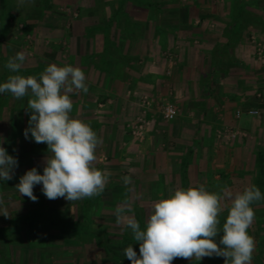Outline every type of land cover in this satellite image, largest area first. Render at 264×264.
<instances>
[{
  "label": "crops",
  "instance_id": "0c3cea01",
  "mask_svg": "<svg viewBox=\"0 0 264 264\" xmlns=\"http://www.w3.org/2000/svg\"><path fill=\"white\" fill-rule=\"evenodd\" d=\"M192 1L203 5L205 0ZM208 6L203 11L145 8L140 12L145 14L142 24L120 20L116 25L106 15L85 25L76 38L86 53L80 52L75 67L83 69L89 91V97L83 95L81 113L98 130V146L110 143L125 150L109 159L118 163L120 158L127 168L120 175L121 192L137 194L133 203L138 205H153L168 198L170 191L199 184L211 192H242L240 180L248 175L231 173L230 163L240 167L252 154L264 157V65L255 60L250 40L254 32L264 33V17L258 24V11ZM120 13L128 15L124 8ZM168 18L173 20L166 24ZM114 33L121 36L118 41ZM2 48L6 46L0 43V52ZM136 90L178 107L172 120L153 119L142 141H132L127 127L138 110L136 96L128 93ZM250 108L259 115H248ZM226 125L247 136L216 138L215 131ZM125 176L131 181L127 185ZM220 177H228L231 185L215 190L211 185Z\"/></svg>",
  "mask_w": 264,
  "mask_h": 264
},
{
  "label": "rangeland",
  "instance_id": "374dc122",
  "mask_svg": "<svg viewBox=\"0 0 264 264\" xmlns=\"http://www.w3.org/2000/svg\"><path fill=\"white\" fill-rule=\"evenodd\" d=\"M139 1L144 3L152 2L159 11L182 9L203 11L209 8V6L207 7V3L215 5L219 9H222L225 5L228 11L231 6H233L234 11H241V7L245 6L249 11L259 12L260 18L257 21L258 24L261 23L264 17V0H242V2L241 0H205L202 3L203 5L199 4L200 1L195 4L192 0ZM116 8L117 0H0V37H3V41L1 40L0 43L6 46L0 52V77H3V74L6 73L9 75H23L25 77H39L45 68L53 63L58 66L70 64L75 67L82 57L80 52L85 51L86 53V50H82L79 40L76 39L81 33V29L92 22L101 21L106 15L108 16L107 18L112 19L116 15ZM123 8L128 14L125 16L124 22L134 21L135 23L142 24L141 22L143 21L141 19H144L145 14H140V12L145 10L144 6L127 0L123 4ZM146 20H149V18H146ZM169 20L172 22L173 18L166 19V24L170 23ZM253 34L252 36L255 41L264 43V33L257 34L254 32ZM113 36L117 38V41L121 37L116 33ZM250 40H252L251 37ZM85 46L87 45L85 44ZM17 52L25 54V61L21 69L13 73L6 68V63ZM255 60L259 64L264 65V62H260L256 58ZM260 87L261 85H258L256 90L259 93L262 90ZM88 93L89 91L86 94L81 91L71 94L70 98L73 102V110L70 115L73 118L84 120L92 125L90 117L81 113L83 95H85V98L86 96L89 97ZM128 95L130 98L136 96L138 107V110L133 114L132 120L127 125L129 136L132 141H139L144 137L153 119L162 118L160 112L162 105L165 102H172L167 99H158V97L156 98L146 91H130ZM142 95L153 99L145 114L142 113L141 107ZM3 98L0 104V146L4 147L9 155L18 160V166L14 169V175L22 174L23 170L28 171L33 167H36L37 171L41 173V170L44 169L43 166H45V158L51 157L52 153L49 151L46 143H36L30 132L28 138H25L24 130L29 126L28 120L31 115V110L27 108L30 96L17 99L8 92L4 94ZM92 104L94 105V103ZM173 105L178 109L177 105ZM94 106L97 105L95 104ZM256 110L258 116L259 111L258 109ZM141 115H145L148 124L142 128L140 134H136L133 125L137 123V118ZM226 127L232 128L229 125H226ZM240 130L242 131V129ZM218 131L220 129L215 131L216 138L224 141L247 136L245 133L244 136L238 135L225 138L221 134L218 135ZM122 153H125V150H121V146L115 144L111 145L109 143L97 147L95 167L101 171L106 170L108 173H112L113 176L112 174L109 175L105 190L100 195L92 198H84L73 202L64 198L49 200L43 194L42 184H40L34 186L33 194L37 197V201L34 202L17 191L15 186L19 183L18 180L1 182L0 198L3 199V204L0 205V213L6 209L8 216L0 215V226H5L6 223L18 220V216L23 215L27 219L29 214H24L26 213L24 212L25 209L35 211V214L38 216L51 215L55 221L58 220L64 224L83 223L82 208L88 200L89 207L86 219H89L90 222L92 221L93 228L104 230L108 241L117 247V243L124 232H129L130 230L126 227V219L133 216V213H125L120 221H118L116 208L118 206L131 207L138 196L137 194L121 192L123 191V187L120 185V175L122 171L127 172L128 170L123 167L120 158L118 163H110V157H118ZM230 165L232 166L231 173L235 172L238 175L245 171L246 175H248L246 179L240 180L244 183V188L248 183L249 185H256L260 169L256 154L248 156V160L244 159L240 167L234 163H230ZM261 179L263 182L259 188L261 192H264V175H262ZM216 181H218V184L213 183L211 185L215 190L217 187L222 188L228 184L231 185L228 177H220ZM234 195L232 194V197H229L226 194L225 200H232ZM223 205L224 210H226L231 204H225L224 202ZM140 207L143 212V221L146 223L152 212L153 205L145 204L140 205ZM252 207L255 211V218L248 229V233L254 238L255 249L251 264H264V200L255 202ZM222 235L223 231L221 230L217 237H222ZM16 236L18 240L14 241V245L13 243L10 245L3 240L1 241L0 236V264L4 262H11V264H127L126 261L119 263L116 260L118 256L114 252L101 249L95 240H91L93 237L90 238L83 235L82 237L88 240L85 239L81 243L78 240L64 237V235L54 229L46 227L31 228L29 224L25 225L20 232L18 231ZM132 247L136 251L137 256H139V244ZM129 264H131L130 260ZM172 264H213V262H211L209 257H205L200 261L176 258Z\"/></svg>",
  "mask_w": 264,
  "mask_h": 264
},
{
  "label": "clouds",
  "instance_id": "9594fccd",
  "mask_svg": "<svg viewBox=\"0 0 264 264\" xmlns=\"http://www.w3.org/2000/svg\"><path fill=\"white\" fill-rule=\"evenodd\" d=\"M24 61L25 54L17 52L6 68L16 73ZM81 91L88 92L85 73L70 64H49L39 77L10 75L7 82L0 83V93L10 92L17 99L30 96L27 108L31 115L25 138L30 132L36 143H46L52 153L45 158L43 174L33 167L15 186L34 202L36 185L42 184L49 200L64 198L73 202L100 195L108 183L110 173L95 167L96 149L102 141L88 122L70 115V96ZM17 166L18 160L0 146V180H12ZM123 181L125 185L131 182L127 176ZM226 192L208 191L204 184L170 191L168 198L154 202L144 230L134 215L127 217L126 227L139 243V256L132 245L124 249V255L131 264H172L176 258L200 261L213 256L223 257L224 264H251L255 249L254 238L248 233L255 218L252 205L264 200V194L256 185L236 192L221 227L219 216L224 211ZM227 195L232 197L230 192ZM132 212L130 206H118L117 220ZM0 215L7 217V210ZM221 230L223 235L217 243L214 238Z\"/></svg>",
  "mask_w": 264,
  "mask_h": 264
},
{
  "label": "trees",
  "instance_id": "16d2710c",
  "mask_svg": "<svg viewBox=\"0 0 264 264\" xmlns=\"http://www.w3.org/2000/svg\"><path fill=\"white\" fill-rule=\"evenodd\" d=\"M126 0H117V8H116V14L113 17V20L115 22L116 25L119 24L120 20L124 21L125 19L122 17H125V14L120 13V11L123 8V4L125 3ZM132 2L136 3L137 5L140 6H144L146 9H148V11H152L153 9H156L155 5L152 2H142L139 0H131ZM242 2V0H241ZM245 5V3H244ZM235 7V6H234ZM245 10V6L241 7V11ZM119 11V12H118ZM111 20V19H110ZM126 23V22H125ZM108 25V24H106ZM100 26H103V24H100ZM107 38L104 37V47H106L108 45L107 43ZM117 51V49H116ZM96 68L99 70H103L104 67L97 65L96 64ZM10 75L8 73L3 74V77H0V83H4L7 81L8 77ZM8 93V92H6ZM6 93H0V104L3 101V96ZM258 165L260 167L259 169V173H258V178L256 181V186L259 188L260 184L263 182V180L261 179L262 175H264L263 172V157L258 154ZM44 168V166H43ZM41 170V169H40ZM22 171V170H21ZM26 173V170H23L22 174H16L14 175L12 180H18L20 181V177L22 175H24ZM43 174V170H41V173ZM5 180H0V183L3 182ZM260 189V188H259ZM261 191V189H260ZM262 194H264V192H261ZM95 197V196H94ZM86 201V200H85ZM88 201V200H87ZM85 203V206L82 208V212H83V223L78 222V224L72 223L70 225L69 224H64L63 222L60 221H55L51 215H47V216H38L35 214V211H31V209H25L24 214H29L27 219H25V216H18L17 218H19L18 220H13L11 223H6L5 226H0V236H1V241H5L6 243H9L10 245L13 243L14 245V241L18 240L17 239V234L18 231L20 232V230H22V228H24L25 225L29 224L31 228H38V227H46V228H50V229H54L57 232L61 233L62 235H64V237H67L71 240H78L81 243L87 239V238H83L82 236H86V237H90L92 238L91 240H95V242H97V244L100 246L101 249H103L104 251H111L112 253L114 252L115 254H117V261L120 263L121 261H126L127 264H129V259H127V257L124 255V249L126 247H128L129 245H136L139 244L138 242H136L133 239L131 230H129V232H124L123 236L120 238V241L117 243V247L115 245H113L112 243H110L107 239V234L105 233L104 230H102L101 228H93L92 227V221L90 222L89 219H86L87 216V212H88V207H89V202ZM231 205H229L230 207ZM134 210L133 215L135 217V219L137 221H139L140 223V227L141 230L145 229L146 227V223H144L143 221V212H142V208L140 207V205H138L137 203H132L131 206ZM229 207L224 210L220 216V226L222 227L223 223L226 221L227 215H228V209ZM30 220V221H29ZM29 221V222H28ZM67 223V222H66ZM264 229V228H263ZM221 236L215 237L214 239L216 240L217 243H219ZM88 240V239H87ZM116 258V257H115ZM211 262H213V264H224V258L223 257H216L213 256L210 258ZM3 264H11V262H4Z\"/></svg>",
  "mask_w": 264,
  "mask_h": 264
},
{
  "label": "built area",
  "instance_id": "2783aa9c",
  "mask_svg": "<svg viewBox=\"0 0 264 264\" xmlns=\"http://www.w3.org/2000/svg\"><path fill=\"white\" fill-rule=\"evenodd\" d=\"M252 42L254 44L255 58L260 62H264V43L260 41H255V39H252ZM257 96H259V94H257ZM141 98H142L141 100L142 113L145 114L146 110L153 102V99L146 95H142ZM160 112L163 119L172 120L176 116L177 109L172 103L165 102L162 105ZM246 113L248 115H255L257 114V110L250 108L246 111ZM240 114H241L240 110L235 111L236 116H239ZM147 124H148V120L146 119L145 115L139 116L137 118V123L133 125L134 131H136L135 133L140 134L142 128H144V126H146ZM220 134L223 135L225 138L235 137L238 135H242V136L245 135V133L238 128H233V127L229 128L226 126L220 129V131H218V135Z\"/></svg>",
  "mask_w": 264,
  "mask_h": 264
}]
</instances>
